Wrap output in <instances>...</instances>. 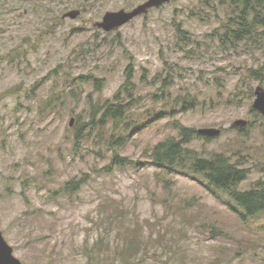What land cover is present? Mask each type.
I'll list each match as a JSON object with an SVG mask.
<instances>
[{
  "label": "rangeland",
  "instance_id": "1",
  "mask_svg": "<svg viewBox=\"0 0 264 264\" xmlns=\"http://www.w3.org/2000/svg\"><path fill=\"white\" fill-rule=\"evenodd\" d=\"M144 1L0 0V228L22 264H99L93 249L101 238L102 264H264V214L259 230L246 228L226 193L202 176L160 169L149 155L178 135L175 124L218 128V136L191 146L241 156L250 169L244 188L264 179V125L255 95L243 97L248 69L264 65V48L222 42L223 0H171L114 31L95 26L106 12ZM75 9L79 17L62 18ZM129 69L124 140L110 146L108 127L105 137L75 146L70 119H86L93 101L112 98ZM82 75L98 80L81 84ZM167 75L173 85L162 97ZM258 85L252 80L253 90ZM52 91L69 99L61 112L41 113ZM183 99L190 109L176 111ZM161 109L168 114L157 117ZM236 120L246 121L244 131ZM114 152L128 163L109 168ZM71 180H82L81 188L60 190ZM130 238L140 255L124 263L115 244Z\"/></svg>",
  "mask_w": 264,
  "mask_h": 264
},
{
  "label": "trees",
  "instance_id": "2",
  "mask_svg": "<svg viewBox=\"0 0 264 264\" xmlns=\"http://www.w3.org/2000/svg\"><path fill=\"white\" fill-rule=\"evenodd\" d=\"M222 4L226 9L222 32L219 33L222 42L236 50L242 46H246L248 50L252 49V51L263 49L264 0H223ZM177 28L180 33L186 35V30L180 24ZM132 78L133 75L129 69L127 80L118 88L112 98L93 101L89 109L90 114L86 119L83 114H77L78 119L75 120L76 125L73 129L75 146L83 145L96 137H105L104 133L108 127L111 128V133L105 138L110 146L119 145L124 140L129 127L122 122L125 118L130 117L128 112L131 103L127 102L126 97L133 96ZM73 79L76 80V78ZM78 79H81V84H87L91 79L98 80L93 76L84 75ZM245 79L250 85L243 92V97L251 99L254 96L252 80L259 81V85L264 87V65L249 68ZM162 84L164 88L161 96L164 97V92L171 88L173 81L167 75L162 80ZM237 91L230 94L226 99L229 102H234L240 97ZM74 96L77 97L78 93H75ZM68 99L63 92L52 91L44 100L41 113L43 111L47 113L61 112ZM187 103L189 102L183 99L181 109L175 108L176 111H188L190 108L186 106ZM190 104L193 106L196 101ZM173 112L172 114H174ZM156 114L157 117H161L168 113L166 109H161ZM148 116H152V114ZM258 117L264 125V116L259 113ZM175 129L178 131V135L168 136L152 148L149 155L153 165L167 172H180L195 178L202 176L207 187L226 193L236 203L239 218L246 228L258 229L255 222L259 220L260 214H264V179L261 178L244 188L243 183L248 180L250 169L241 160V156L233 159V156L225 152L205 155L191 146L194 140L202 138V135L195 128L180 123L175 124ZM236 129L241 132L244 131L243 127L236 126ZM127 161L126 157L114 152L109 168H112L113 165L124 166L128 163ZM259 166L261 167L260 172L264 174V163ZM81 182L82 180L68 181L60 190L74 192L81 188ZM60 190L55 191V195H60ZM260 228L264 229V225ZM99 243L98 246L100 247L97 250L93 249V252L100 257L102 261L99 264H102L106 260L107 253L103 248L105 245L103 238L100 239ZM115 246V256L121 262L128 263L130 259L140 255L139 246L141 247V245L138 240L135 241L133 238L125 242L118 239Z\"/></svg>",
  "mask_w": 264,
  "mask_h": 264
},
{
  "label": "water",
  "instance_id": "3",
  "mask_svg": "<svg viewBox=\"0 0 264 264\" xmlns=\"http://www.w3.org/2000/svg\"><path fill=\"white\" fill-rule=\"evenodd\" d=\"M171 0H146L133 9H120L117 11H108L104 14L101 21L95 23L100 29L110 32L114 31L121 26L129 23L136 17L148 13L151 9L160 7ZM81 14L80 10H71L66 12L62 18L70 17L75 19ZM255 99L253 102V109L258 111L264 116V87L261 85L256 86L254 90ZM75 123V118L70 119L69 125L72 126ZM246 124L244 120H236L234 126L243 127ZM201 135L208 137H216L221 133V129L218 128H201L198 130ZM0 264H22V262L14 255L13 248L6 241L3 232L0 228Z\"/></svg>",
  "mask_w": 264,
  "mask_h": 264
}]
</instances>
